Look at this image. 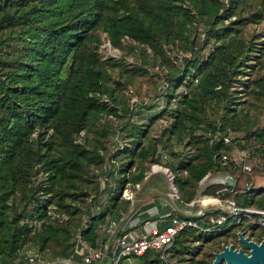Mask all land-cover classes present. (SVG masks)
I'll list each match as a JSON object with an SVG mask.
<instances>
[{"label": "trees", "instance_id": "obj_1", "mask_svg": "<svg viewBox=\"0 0 264 264\" xmlns=\"http://www.w3.org/2000/svg\"><path fill=\"white\" fill-rule=\"evenodd\" d=\"M262 19L264 0H0V264L11 262L20 247L30 245L47 260L45 249L52 246L54 257H70L78 228L91 246L99 238L105 241L108 233L97 231L100 223L105 218L119 222L132 204L120 190L128 185L136 192V184L146 179L160 185L151 180L152 174L146 175L151 163H161L157 153L161 139L165 145L174 138L186 148L163 163L175 175L181 200L209 195L233 199L237 206L264 207V188L250 185L239 190L232 175L237 168L229 159L235 148H248L254 163L244 172L248 178L257 170L264 172V123L256 125L249 112L264 101V71L259 73L263 67L251 80L245 78L247 68L254 66L250 59L262 66L255 52H264V47L258 46L257 34L242 35L246 23ZM198 27L204 37L195 46ZM102 33L117 48H124V40L130 48L136 43L148 46L153 58L167 67L161 113L145 123H129L125 133L135 137L134 146L108 152L99 136L112 130L107 123L98 130L95 122L103 113L118 116V109L129 118L131 108L115 101L114 88L108 85V67L124 64L113 57L101 58L97 48ZM202 42L208 43L206 53L200 52ZM169 45L190 56L176 62L165 51ZM124 71L131 76L145 73L140 66ZM239 84L249 87L246 93L251 97L240 107ZM162 115L169 123L159 138L150 137L151 124ZM231 129L243 134L226 142L222 135ZM211 171L228 173L234 185L224 177L202 185L200 180ZM99 174L106 178L107 188L109 176L117 181V189L108 188L109 203L99 201L104 189L94 178ZM92 177L95 182L89 188ZM140 190L134 196L135 216L139 213L144 220L156 216L146 211L154 204L152 199L140 205L138 201L145 191L154 198L159 193L148 186ZM90 191L91 200L79 204ZM225 214L213 208L188 216L197 225L181 228L164 258L147 249L136 257L137 264H209L221 242L236 241L235 233L214 240L236 224L211 227L210 218ZM202 243L211 248L202 250Z\"/></svg>", "mask_w": 264, "mask_h": 264}, {"label": "rangeland", "instance_id": "obj_2", "mask_svg": "<svg viewBox=\"0 0 264 264\" xmlns=\"http://www.w3.org/2000/svg\"><path fill=\"white\" fill-rule=\"evenodd\" d=\"M253 6L256 7V3H254ZM252 9H254V8H252ZM196 31H197V34L199 35V38H197V40H195L196 41L195 46H198L199 44L197 42L198 41H199V43L201 42V40L204 37V33H203V30L201 27H198V29ZM253 34H257V36L260 39V42H258V46L264 47V19H262L260 22H248L242 27V35L245 38H250ZM101 36H102L101 42L99 43L98 48H97L101 58L105 59V58L113 57L116 60H122V62L124 64V66L108 67L107 71L110 75L108 85L111 88H114L113 93H114L115 101H118V100L124 101L123 103H125V104L128 103L130 105V108H131V113L129 115V118L124 117L123 115H120L121 111H120V109H118V116L113 115V114L103 113L99 117V119L95 122V124H94L95 128L98 130H100L104 126L105 123H107L108 128L110 130H112V133H110L108 135H100L99 136V139L102 142V144H104L106 146L105 152H108L109 148L115 149L117 146L121 147V149H123V146H124V148H126L125 146H129L130 144L132 146H134V143L133 144L131 143V139H133L135 137L130 136V134L128 136L125 133L128 129L129 123L141 122V121H143L145 123L149 120L150 117L157 116L161 113V111L163 110V108L166 104L165 73L167 71V67L164 64H161L159 59L155 60L153 58L152 50L146 45H143V46L137 45V43L135 44V42H134L135 46L133 48H130L129 43H128L129 41L124 40L123 41L124 48L121 49V48H117V47L112 46L105 33H102ZM164 48H165L166 53L169 55V57L173 58V60H175L176 62H179L181 60L182 56H185V55L190 56V52H184L181 49L172 48L170 45L165 46ZM200 52L201 53L208 52V43L204 44V42H202ZM255 53L258 54L257 56L259 58H261V61H262L261 65L262 66L258 67V63L256 62L255 58L250 59V62H252L254 66L247 68L248 71H246V73H245V78H247L248 80H251L255 76V74L258 72L257 70L260 69L261 67H263V68L260 69L259 73L264 71V52L256 51ZM139 66L145 70L144 74H140V75L134 74V76H131L129 74V72L124 71L126 68L131 69V68H136ZM131 73H133V72H131ZM244 83H245V81H244ZM240 85H242V84H239V86L236 87V90L239 92V94H241L240 95L241 97L239 99L241 104H239L238 107L245 106L249 101H251L250 95L248 93H246L247 89L249 87H244V86L242 87ZM183 88L184 87L181 86L177 90L181 91ZM173 103L175 104L174 101H173ZM115 106H117V108H119L118 104H116ZM249 112L252 115V118L255 119L256 125L260 124V123H264V101L262 102V104L260 102L256 103V107H251ZM164 115L158 117V119H156L151 124L149 132H148V135L150 137L159 138V134L161 133L163 127L169 123L170 120H168V118H166ZM126 118H128V119H126ZM140 118H142V120H140ZM123 123H127V126L122 127ZM200 131H202V128ZM83 133H84V131H81L80 132L81 136L79 135L77 138L82 139ZM242 134H243V131H239V130L235 131V130L231 129V131L229 132L230 137L239 136ZM88 135H89V137H91V134H88ZM161 140H158L159 141L158 144L160 146L157 149V153H160V155H161L160 162L162 164L165 162L166 159L168 160V159L176 158L177 155H175V154L177 152H180V151L184 152L186 150L184 143L180 142L178 140H175L174 138H171L172 144L167 143L164 145L163 140H162V142H161ZM241 153H246L248 155L249 149L248 148H243V149L242 148L241 149L235 148L231 152V155H233V154L238 155ZM121 157H123V154L120 155V158ZM246 160L250 165H252L254 163V161H252L253 160L252 157H248ZM236 168H237L236 171L232 172V175L236 178V184L235 185L239 190H243L244 189L243 187L248 188L250 185L252 186V188H261V187L264 188V172L257 170L254 173H251L250 178H248L249 177L248 173H245L239 166H236ZM239 169L242 170L243 172L239 171ZM99 171H100V168L98 167V168H95L93 172L97 173ZM223 174L224 173L221 171H211L210 173L204 175V177L200 180V183L202 185H205V184H209L212 182L223 180V177H224ZM162 175H163V173L161 171L154 172L151 175V180H153L154 182L159 181V183L161 185L162 184ZM94 178L98 179L101 187L104 188L103 191H101V193H100L99 201L102 202V204L107 203V202L109 203V201H110L109 200V196H110L109 193L110 192L108 191V188L109 187L115 188V189L118 188L117 181H116L115 177L113 175H111L107 179L108 188L105 187V179L106 178L104 177V175L102 176L99 174ZM94 182L95 181L92 177V182H90L88 184V187L89 188L92 187ZM139 185H140L139 187L141 190L138 189L136 192L132 190L134 196H135V194H137L139 192V190L141 192L145 191V188L147 186L146 180L141 182ZM232 185H234V183ZM125 187H127V185L124 186L120 190L121 196H122L123 189ZM149 190H152V189L149 188ZM90 192L91 193L89 194L88 197H86L85 201L83 203H79V204L85 205V202L88 203V201L91 200V197L93 196V191H90ZM163 197H164V194H160L159 198H157L156 196L154 198V196L149 195V193L148 192L146 193V191H145L143 196L138 201L139 202L138 205L146 202V199L149 198L150 200L152 199L154 201L155 207L159 208V207H161V205H164V204H162L163 203V200H162ZM123 198H125V197H123ZM254 198L257 199L256 196ZM133 199H134V203H135V198H133ZM131 201H133V200H131ZM186 203L187 202L181 200V198L176 200V204L180 207V209H183L184 212H186L189 209L187 207ZM252 206H255V205H252ZM93 207H95V204ZM101 208H103V205ZM146 210H147V212H149V210H152V209H150V207H149ZM134 211H136L134 209V204H131V207H130V209L126 215H131ZM188 216H191V215H188ZM138 217H139L138 220L143 219L139 215H138ZM84 219H87V217L83 216L81 218V224H83ZM105 220H106V218H105ZM105 220L100 223L99 228L97 229L98 232L102 231L106 227V224H105L106 221ZM236 222H237L236 218L232 217L231 219L226 221L224 223V225L225 224L231 225V224L236 223ZM223 228H227V227H223ZM237 231H241L244 236H248L250 239H255V240H260L261 237L263 236V235L260 236V234L262 232L261 228H259L257 226L254 227V225L244 221L240 224H238V223L234 224L232 227V230L226 231L224 234L217 236L216 239H214V240H216V241L221 240L222 241L224 238L225 239L230 238L231 234L235 233L236 234L235 243H233V241H231L229 243H232L235 248L243 247L242 242L238 238ZM99 237H101V235H99ZM98 240L100 241L101 239L99 238ZM222 243H224V241L221 242L220 244H222ZM202 244H203L202 250L203 249L207 250V248H209V249L211 248L208 245H206V243H202ZM54 249H55L54 246L48 247L45 249V255L50 260H54L55 258H57V257L53 256L54 255V252H53ZM200 254L201 253L196 254L195 257L199 258L201 256ZM213 257H214V254H213ZM219 264H225V262L222 261Z\"/></svg>", "mask_w": 264, "mask_h": 264}, {"label": "built area", "instance_id": "obj_3", "mask_svg": "<svg viewBox=\"0 0 264 264\" xmlns=\"http://www.w3.org/2000/svg\"><path fill=\"white\" fill-rule=\"evenodd\" d=\"M222 138L227 142L230 136L224 134ZM223 157L226 158V155ZM229 159L243 171L251 169V165L246 160V153L230 155ZM158 171L163 173L162 193L164 197L162 200L168 208L166 213L138 220L135 218L136 211H134L131 215H125L119 222L109 220L104 228L108 233L106 240L98 241L95 246L89 245L81 238V228H78L74 235L76 241L74 251L70 257L47 260L35 247L30 245L20 247L11 262L5 264H100L102 261L106 264H137L136 257L147 249L159 251L160 256L164 258L165 251L172 245L179 230L185 225H197L195 220L188 215H200L213 208L221 209L226 214L210 218L213 223L211 227L221 225L235 217L237 222L246 221L264 229V207L237 206L233 199L201 195L188 201L186 205L189 209L184 212L176 204L179 192L175 185V175L167 165L158 162L151 163L146 177ZM139 184H136L138 188ZM122 196L133 200L134 194L128 185L123 189ZM85 223L86 219L83 221L84 225ZM211 227H206V229Z\"/></svg>", "mask_w": 264, "mask_h": 264}, {"label": "water", "instance_id": "obj_4", "mask_svg": "<svg viewBox=\"0 0 264 264\" xmlns=\"http://www.w3.org/2000/svg\"><path fill=\"white\" fill-rule=\"evenodd\" d=\"M223 176L227 184L234 183L229 174L224 173ZM237 235L243 247L248 251H245L243 247L235 248L232 243H222L220 250L214 252V257L209 264H219L222 261L225 264H264V235L258 242L244 236L241 231H237Z\"/></svg>", "mask_w": 264, "mask_h": 264}, {"label": "crops", "instance_id": "obj_5", "mask_svg": "<svg viewBox=\"0 0 264 264\" xmlns=\"http://www.w3.org/2000/svg\"><path fill=\"white\" fill-rule=\"evenodd\" d=\"M160 184V183H159ZM146 185L148 186V188H150V189H152V190H154V191H156V192H158L159 193V196H160V194H163L162 193V188H163V176H162V184L161 185H159V186H155V185H151V184H149L148 183V181H147V179H146ZM138 189H140V187L138 188ZM159 196H157V198H159ZM134 203V199H133V201H132V204ZM163 204V203H162ZM148 209V208H147ZM150 209H152V210H149V214L152 212V213H155L156 212V214L157 215H160V214H164V213H166L167 212V210H168V208H167V206L166 205H161V207H155V204H153L152 206H150ZM166 209V210H165ZM147 211V210H146ZM166 211V212H165ZM151 213V214H152ZM126 215V214H125ZM124 217V216H123ZM137 217V218H136ZM135 218L136 219H139V217H138V215L137 216H135Z\"/></svg>", "mask_w": 264, "mask_h": 264}, {"label": "flooded vegetation", "instance_id": "obj_6", "mask_svg": "<svg viewBox=\"0 0 264 264\" xmlns=\"http://www.w3.org/2000/svg\"><path fill=\"white\" fill-rule=\"evenodd\" d=\"M253 240H255V239H253ZM255 241H257V242H258L259 240H255ZM244 250H245V251H248V249H246V248H244Z\"/></svg>", "mask_w": 264, "mask_h": 264}]
</instances>
